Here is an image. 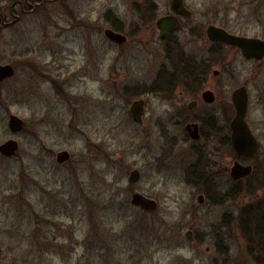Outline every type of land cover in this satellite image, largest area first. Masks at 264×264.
<instances>
[{
	"label": "rangeland",
	"instance_id": "374dc122",
	"mask_svg": "<svg viewBox=\"0 0 264 264\" xmlns=\"http://www.w3.org/2000/svg\"><path fill=\"white\" fill-rule=\"evenodd\" d=\"M14 1L0 0L8 22ZM169 2L57 0L0 28V65L14 69L0 82V145L18 144L0 154V264H263L264 64L233 49L209 55L204 31L264 39V0H184L192 17L166 46L154 23ZM113 22L125 43L104 35ZM189 66L205 74L201 88L181 74ZM242 85L259 148L244 163L253 174L234 181L222 135L200 153L174 120L225 124ZM204 89L215 103L187 111ZM135 100L146 104L142 124L129 111ZM9 115L21 131L11 132ZM134 193L155 210L132 205Z\"/></svg>",
	"mask_w": 264,
	"mask_h": 264
},
{
	"label": "water",
	"instance_id": "95a60500",
	"mask_svg": "<svg viewBox=\"0 0 264 264\" xmlns=\"http://www.w3.org/2000/svg\"><path fill=\"white\" fill-rule=\"evenodd\" d=\"M171 9L174 13L188 16L189 12L183 7L182 0H171ZM14 23V22H12ZM8 26V24H4ZM178 21L173 18L160 19L157 21V28L159 29V40H164L170 33L174 32L178 28ZM105 36L112 41L122 42L124 39L110 31L105 30ZM207 38L212 42H221L229 46L236 47L239 49L244 56L247 58L262 59L264 58V41L247 38L237 35H232L226 32L224 29L210 25L206 29ZM14 75V69L11 65L5 64L0 65V82L10 78ZM204 100L206 102H213V94L209 91L204 93ZM231 102L234 107V116L230 123L231 128V145L239 157H251L258 150V143L248 128L245 117L248 109V94L245 87H239L232 91ZM144 102L142 100H135L130 105L129 111L132 115L133 121L135 123H142V113H143ZM8 127L11 132H19L23 128V121L18 117L9 115L8 117ZM18 149V144L14 140H8L0 145V154L3 156H11ZM69 154L65 151L57 154L56 161L62 163L68 160ZM252 172L251 166H244L238 161H235L230 168V177L232 180L237 181L249 176ZM139 178V173L137 170H133L129 176V182H134ZM199 203L203 202V197L198 196ZM131 204L139 206L144 210L153 211L156 208V202L150 198H147L139 193H134L131 197ZM186 238H190L189 232L186 234Z\"/></svg>",
	"mask_w": 264,
	"mask_h": 264
},
{
	"label": "flooded vegetation",
	"instance_id": "af4514ba",
	"mask_svg": "<svg viewBox=\"0 0 264 264\" xmlns=\"http://www.w3.org/2000/svg\"><path fill=\"white\" fill-rule=\"evenodd\" d=\"M57 0H15L8 8V15L9 17H11V21L8 22L7 21V17L5 16V14L2 12V10H0V28L3 27V28H8L10 27V25H12L14 22L15 24L16 23H19L20 20H21V17L28 14V13H31V12H34L36 9L42 7L43 5L45 4H51V3H54L56 2ZM183 1V7L189 12L188 16H183V15H180V14H177V13H174L171 9V0L169 2V6H168V12L167 13H164L162 14L161 16H159L158 18H156L155 20V28L158 32V35H157V39L159 42H162L164 45L167 46V44L171 43V44H176L178 45L179 44V39L177 38V33L180 32L181 28H183V25H184V21H188L191 19L192 17V13L191 11L185 6L184 4V0ZM18 7L19 10H20V13H16L15 12V8ZM153 8H156V6H152ZM175 18L179 25H178V28L170 33L163 41L162 40H159V29L157 28V21L160 20V19H173ZM13 20V21H12ZM4 24H8V26H5ZM114 25H112V28H109V29H106V30H110L118 35H120L124 40L122 42H115V41H110L112 44H123L125 43V36L122 35V33L120 32V29L117 27L118 26V22H113ZM210 26V25H208ZM207 26V27H208ZM215 26V25H213ZM207 27L205 28V31H204V34H205V38L206 40L208 41V43L210 44V48H209V55H213V51L217 50V54L221 55V52H224V51H227V50H236L237 52H239L241 54V56L243 58H245L246 60H249V61H256L257 63H262L264 64V58L262 59H255V58H247L246 56L243 55V53L237 49L236 47H233V46H229V45H226L224 43H221V42H212L210 41L208 38H207V35H206V29ZM218 27V26H216ZM219 28H222V27H219ZM200 30H198V35H200L202 33V28H199ZM224 29V28H222ZM226 32H228L229 34H232L230 33L229 31H227L226 29H224ZM105 32V30H104ZM188 34L192 33V28H190L188 31H186ZM105 35V34H104ZM232 35H236V34H232ZM237 36H242V37H247V38H253V39H258V40H261V41H264L263 38H259V37H255V36H243V35H237ZM109 39V38H108ZM110 40V39H109ZM206 41V42H207ZM185 74L187 77L189 76H193V77H198L199 80H196L197 84H198V88H201L202 84L201 83L203 81V78H204V73L202 71V69H196L195 66H189V68H183L182 71H181V74ZM219 71L217 70H214L212 72V75L214 78H217L218 75H219ZM191 78V77H189ZM171 80L174 82V78H171ZM201 83V84H200ZM240 87H245L246 89V92H247V88L245 85H242ZM161 89V88H160ZM166 89L169 91L170 90V86H166ZM162 90V89H161ZM211 92L213 94V102L209 103V102H206L204 100V93L205 92ZM161 92V91H160ZM248 94V92H247ZM200 98V99H199ZM231 98V97H230ZM199 99V100H198ZM231 100V99H230ZM249 100V99H248ZM143 101V100H142ZM216 101V96L214 94V91H212V89H204L202 90L200 96L194 100H191L187 105H186V109L187 111H191L193 110L194 108H196L200 102H202L203 104L205 105H212L214 104ZM144 102V101H143ZM132 104V103H131ZM145 102H144V105H143V113H142V122H143V118H144V114H145V110H146V107H145ZM231 105H232V102H231ZM232 110H233V116H234V107L232 105ZM247 112H248V109H247ZM131 114V113H130ZM233 116L231 117V119L228 121V122H225V124H222V125H218L217 123L215 124V122H217L216 118L214 116H211L209 118V121L207 120V118H203V119H194V118H178L176 117L175 120H174V124L176 125H179L180 123L183 124V129H184V132L186 133L187 137L189 138V140L197 145L198 147L195 149L196 151H200V153H206L207 152V149H208V145L211 144L212 142H215V141H218L219 139H217V137H219L220 135H222V141L221 143L223 144L224 147H227L229 150L232 149L233 153L236 155V153L234 152L233 148H232V145H231V128H230V123H231V120L233 118ZM132 117V115H131ZM133 119V118H132ZM183 119V120H182ZM245 121H246V124L248 126V128L250 129L248 123H247V113H246V117H245ZM142 124V123H141ZM251 133L253 134L252 130L250 129ZM254 136V134H253ZM255 137V136H254ZM256 139V137H255ZM257 141V139H256ZM218 143V142H217ZM258 143V141H257ZM219 144V143H218ZM258 148H259V144H258ZM205 151V152H203ZM212 151V150H210ZM258 153V150L257 152L251 156V157H248V158H245V157H239L236 155V159L233 161V163L235 161H238L240 164L244 165V166H251L252 168V172L249 176L243 178V179H240V180H244L246 178H249L253 172H254V167L250 164H244L245 162H247L248 160H251V158H253L254 156H256ZM198 154V153H197ZM207 154V153H206ZM208 163L209 161L206 162V165L208 166ZM231 168V167H230ZM229 173V177H230V169L228 171ZM231 178V177H230ZM239 180V181H240Z\"/></svg>",
	"mask_w": 264,
	"mask_h": 264
},
{
	"label": "trees",
	"instance_id": "16d2710c",
	"mask_svg": "<svg viewBox=\"0 0 264 264\" xmlns=\"http://www.w3.org/2000/svg\"><path fill=\"white\" fill-rule=\"evenodd\" d=\"M171 82H172V80H171ZM152 91H154V87L152 88ZM244 229H245V227H244ZM244 229H242V230L244 231ZM259 236H262V238H264V225L262 227L261 226H258L257 228L255 227V238L257 239V237H259ZM263 264H264V259H263Z\"/></svg>",
	"mask_w": 264,
	"mask_h": 264
}]
</instances>
